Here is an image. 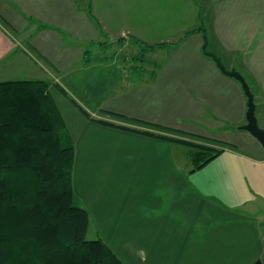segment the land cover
<instances>
[{
  "label": "crops",
  "instance_id": "0c3cea01",
  "mask_svg": "<svg viewBox=\"0 0 264 264\" xmlns=\"http://www.w3.org/2000/svg\"><path fill=\"white\" fill-rule=\"evenodd\" d=\"M173 41L146 49L165 51L159 60H129L138 47ZM133 45L104 63L114 78L107 71L86 89L100 100L84 107L90 118L149 129L112 112L230 144L190 172L187 147L96 122L63 96L76 116H63L75 145L73 189L93 226L126 264H264V149L238 128L247 107L240 82L204 53L254 84L255 112L264 107V0H0V81L63 86L58 72L92 67L91 50L115 57ZM91 129L121 137L90 139ZM121 228L133 236L114 242Z\"/></svg>",
  "mask_w": 264,
  "mask_h": 264
},
{
  "label": "trees",
  "instance_id": "16d2710c",
  "mask_svg": "<svg viewBox=\"0 0 264 264\" xmlns=\"http://www.w3.org/2000/svg\"><path fill=\"white\" fill-rule=\"evenodd\" d=\"M191 31L183 33L181 39ZM175 44L146 45L143 50ZM204 53L212 58L205 48ZM51 85L90 118V113L51 78L0 81V264H126L101 237L86 238L91 216L73 189L75 145ZM108 114L144 123L141 125L149 129L90 119L187 147L190 172L203 167L230 144Z\"/></svg>",
  "mask_w": 264,
  "mask_h": 264
},
{
  "label": "rangeland",
  "instance_id": "374dc122",
  "mask_svg": "<svg viewBox=\"0 0 264 264\" xmlns=\"http://www.w3.org/2000/svg\"><path fill=\"white\" fill-rule=\"evenodd\" d=\"M208 22V21H207ZM131 45V43H129ZM128 45V46H129ZM136 47L135 45L130 47H126L125 51L120 52L118 51L117 56L115 57H108L111 55L110 48L108 49H93L91 50V61H92V67H89L87 65L83 66H78L74 67L71 69H62L58 72V77L62 85L64 86L65 90L80 103L83 107L85 108H94L99 105L100 100L98 99L99 96L94 95L93 97L90 96V94H86V89L87 88H94V87H99L100 86V81L101 78H104V80L109 79L106 76L107 71H112V77L116 76L118 73L117 70L114 72V69L112 68H107L105 67L104 63L106 61H109L108 64L113 63V61H119L123 59L124 55L131 54L133 53L131 51L132 48ZM137 48V47H136ZM139 51L137 52V58L138 59H152V60H159V56L165 55V51H161L157 49L156 51H147L143 50V47H138ZM131 52V53H130ZM96 54V57L93 58ZM107 56V58H103V56ZM120 55L121 57H118ZM125 58V57H124ZM96 60V61H95ZM129 60L135 61L137 59H134V57H130ZM112 61V62H111ZM109 67V66H108ZM85 74H89L88 76L85 77ZM80 77V78H79ZM7 78V77H6ZM110 81V80H109ZM53 82H56L53 80ZM251 86L254 88L255 85L251 83ZM51 94L53 95L54 99L57 101L58 107L60 108L59 110L61 111L62 115L68 119V118H75V110L71 106H68L65 100L63 99V96H61L60 93L55 91L54 87L51 85L50 87ZM96 96V97H95ZM64 101H63V100ZM259 102V101H257ZM74 107V106H73ZM74 111V112H73ZM264 107L258 106L255 112V116H257L258 120V125L264 129ZM77 113V112H76ZM70 132V131H69ZM96 134L102 135V136H97V138L100 139H109V141H114L115 139H119L121 137V134L119 135L117 132L113 133H101L100 131H96L95 129H91L89 131V138L94 139ZM71 135V133H70ZM72 137V135H71ZM73 140V139H72ZM179 145H173V158L174 159H180L181 158V153ZM183 149H185L183 147ZM181 164H182V159H181ZM91 216V215H90ZM93 221L91 218V222L89 224L86 238L87 239H92L96 237H102L101 235V229L96 228L93 226ZM115 230V229H114ZM127 236V238H132L133 236V229L131 228H121V229H116L115 231L112 232V240L114 242H117L119 239L124 238ZM103 238V237H102ZM132 240V239H131Z\"/></svg>",
  "mask_w": 264,
  "mask_h": 264
},
{
  "label": "water",
  "instance_id": "95a60500",
  "mask_svg": "<svg viewBox=\"0 0 264 264\" xmlns=\"http://www.w3.org/2000/svg\"><path fill=\"white\" fill-rule=\"evenodd\" d=\"M212 58L222 73L233 77L234 79L240 82L243 93L246 96L247 107L245 111L246 122L240 125L238 128L248 131L260 142L264 149V129H262L258 125L257 117L255 116L254 95L249 87L248 82L245 80L244 76L239 71L235 70L234 68H225V66L221 63L220 59L215 54H212Z\"/></svg>",
  "mask_w": 264,
  "mask_h": 264
}]
</instances>
